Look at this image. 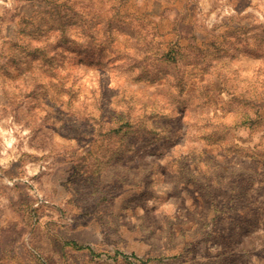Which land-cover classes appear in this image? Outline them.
Masks as SVG:
<instances>
[{
    "label": "rangeland",
    "instance_id": "374dc122",
    "mask_svg": "<svg viewBox=\"0 0 264 264\" xmlns=\"http://www.w3.org/2000/svg\"><path fill=\"white\" fill-rule=\"evenodd\" d=\"M237 6L0 0V255L27 222L37 264H264V44L233 32L264 0Z\"/></svg>",
    "mask_w": 264,
    "mask_h": 264
},
{
    "label": "trees",
    "instance_id": "16d2710c",
    "mask_svg": "<svg viewBox=\"0 0 264 264\" xmlns=\"http://www.w3.org/2000/svg\"><path fill=\"white\" fill-rule=\"evenodd\" d=\"M237 1H238L237 7L239 9H243L250 4V0H237ZM117 8L118 7H112V10H114V15L117 14V11H116ZM163 28L164 27H162L160 35H159L160 38L163 37V39H162V42H159L157 44L158 46L155 48L154 57L156 60H160L164 64H167L170 66V65L177 64L179 61L178 57L182 56L183 52L186 49H188V48L190 49V46H186V45H184V43H179V39H181L186 33L183 29H180V28L173 29V31L176 33V37L178 39L177 41L173 42V38L168 37V36H171L170 32H164L165 29H163ZM235 31L237 33H239L240 31L242 32V35L245 37V39H244L245 44H247L246 41L249 39L254 41L255 44H256V42H258L259 44H264V30L260 31L258 34L253 32V33L247 35L250 32V30H248L247 28H241L238 26L236 28H233L234 33H235ZM251 32H252V30H251ZM171 33H172V31H171ZM186 35H189V33H187ZM226 38H227V36H224L223 41H220V47H222V49L224 51H228V48H223L225 41H226ZM235 39H237V37ZM237 40H239V39H237ZM224 47H226V46H224ZM195 50L199 55L195 56V62H191L190 65H196L198 63H202V64L204 63L205 64L204 66H206V69H207L208 65L210 64L207 52L200 49V48L195 49ZM243 53H246V52H243ZM243 100L246 101L245 98H243ZM262 101H263V98L260 96V97L255 98L253 100L252 105L259 108ZM245 105L249 106L250 104L247 102V104H245ZM25 223L26 224H24V226L21 224L22 227L20 226V228H15V229H17V231L14 228L6 231L7 235L9 234L12 237V244L13 243H14V245L16 244L17 247H14L13 250H8L6 252V254H5V252H3L0 255V263H2L6 259H8L9 261L17 259V261H16L17 264H37L33 260L36 258V256L35 257L33 256V251H35L37 249H35V246L32 245L31 243H29V245L27 246L23 242V237H24L23 229L27 226V222H25ZM63 246L64 247L71 246L77 250L82 249L80 246H78V244L76 242L66 241L63 243ZM15 248H16V250L19 251L18 255H16V253H14ZM24 250L27 252L26 254H24V252H23ZM56 254H58V253H56ZM37 256H39L37 258H38V260H40V262L38 264H54V262L50 260L51 257L46 258L44 256V254H41V253L38 254ZM62 257H64V254H62Z\"/></svg>",
    "mask_w": 264,
    "mask_h": 264
}]
</instances>
